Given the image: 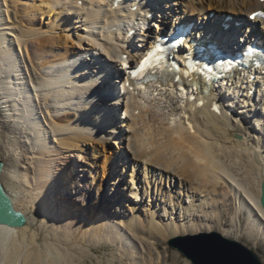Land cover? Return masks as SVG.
I'll use <instances>...</instances> for the list:
<instances>
[{
  "label": "bare ground",
  "instance_id": "6f19581e",
  "mask_svg": "<svg viewBox=\"0 0 264 264\" xmlns=\"http://www.w3.org/2000/svg\"><path fill=\"white\" fill-rule=\"evenodd\" d=\"M114 2L0 0V178L28 219L21 228L0 225V264H157L161 243L212 233L202 221L231 198L264 232V72L219 81L206 96L172 83L139 92L123 79L139 56L120 54L145 49L149 34L183 18L208 21L217 37L228 14L250 23L263 5ZM148 19L160 23L147 27ZM129 28L137 35L126 40ZM250 30L236 29V42L216 40L237 48ZM173 203L182 206L178 216ZM103 246L113 248L109 257L96 253Z\"/></svg>",
  "mask_w": 264,
  "mask_h": 264
},
{
  "label": "water",
  "instance_id": "95a60500",
  "mask_svg": "<svg viewBox=\"0 0 264 264\" xmlns=\"http://www.w3.org/2000/svg\"><path fill=\"white\" fill-rule=\"evenodd\" d=\"M2 169L3 162L0 161V176ZM261 190L260 203L264 209V180ZM4 208H10L11 213L0 211V225L21 228L27 224L26 215L14 207L0 178V209ZM168 244L181 252L192 264H263L253 249L218 232L177 237L169 240Z\"/></svg>",
  "mask_w": 264,
  "mask_h": 264
},
{
  "label": "rangeland",
  "instance_id": "374dc122",
  "mask_svg": "<svg viewBox=\"0 0 264 264\" xmlns=\"http://www.w3.org/2000/svg\"><path fill=\"white\" fill-rule=\"evenodd\" d=\"M13 12L14 11H11V13H10L12 21L21 22V17L18 14H16L15 12H14V14H12ZM45 22H47V19L44 21V23ZM42 23H43V20H42ZM74 37H75V35L74 36L71 35L72 42L69 41L68 45H74L75 44L76 38H74ZM66 40H67V38H66ZM69 43H71V44H69ZM33 72H34V78L38 79L39 76H38L37 71L34 70ZM88 175H90V174H88ZM124 178H126L127 181L131 180L130 175H127ZM116 181L120 182V184H121V183H123L124 180L122 179L120 181V177H117ZM108 182L109 181H107V183ZM107 183H105L106 193L109 192L111 194L112 193V190H110V189H112L111 185L107 184ZM129 186H128V188H129ZM178 187H179V184H178ZM178 187L174 188V192H175V190H177ZM131 189H132V186H130L129 191ZM176 193H174V194H176ZM94 197H95V199H93V200H94V202H96V200H97L96 195ZM93 200H90V203H94V202H92ZM130 201H133V200H130ZM130 203H132V202H130ZM96 205H93V206H96ZM173 205L177 208V212H178L177 216H178L179 212H180L179 209L182 208V206H181V204H177V203H173ZM216 212H217L216 217H214L213 219H212V217L207 218L206 220L204 219L202 222L210 224L211 226H213V227H211V229H214V230H212V232H219L221 234L222 233L223 234L228 233L227 235L232 234L231 235L232 239L234 238V240H238L239 242L243 243L247 247L253 249L260 256L262 263L264 264V232L260 228L259 225L254 224V226H253L251 224L252 220L250 218V214L248 213V211L245 209H241L237 204H235V202H233V199L231 198V199H228V201L226 203L219 204L218 205V211H216ZM159 223L161 224L160 219H159ZM250 224L252 226V229H251V227H249ZM232 230H234V231L232 232ZM249 232H250V234H249ZM168 243H169V241H165V242L161 243L162 245H159L158 247H156L157 250H153L154 257L157 258V256H158L157 252L159 251L160 256L162 257V260H163L162 262H159V263L157 262V264H185V263L192 264L189 260H187L183 256V254L181 252H179L177 249L171 248ZM112 249H113L112 247L103 246L102 248L96 249L95 251L98 254V256L106 258V257L110 256Z\"/></svg>",
  "mask_w": 264,
  "mask_h": 264
},
{
  "label": "snow or ice",
  "instance_id": "6c2138e0",
  "mask_svg": "<svg viewBox=\"0 0 264 264\" xmlns=\"http://www.w3.org/2000/svg\"><path fill=\"white\" fill-rule=\"evenodd\" d=\"M255 15H257V14H254V16ZM258 15H264V13H261ZM155 56H156V53L154 51L149 52L148 55L145 57V59L140 63L139 67L136 68L135 70L131 71V75L133 77H136L138 74L145 72L146 69L152 68L153 67L152 61L155 58ZM156 66L158 67L159 65H156ZM171 67L174 71H180V66L178 65L177 62H173ZM176 79L179 80L180 77L177 76ZM0 211L6 212V213H11L10 208L0 209ZM261 214L264 215V213H261Z\"/></svg>",
  "mask_w": 264,
  "mask_h": 264
}]
</instances>
